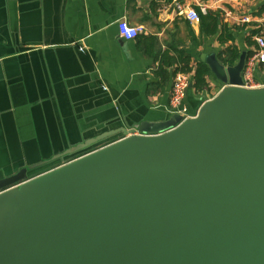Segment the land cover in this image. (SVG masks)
Wrapping results in <instances>:
<instances>
[{
  "label": "water",
  "instance_id": "95a60500",
  "mask_svg": "<svg viewBox=\"0 0 264 264\" xmlns=\"http://www.w3.org/2000/svg\"><path fill=\"white\" fill-rule=\"evenodd\" d=\"M245 59L206 56L223 85L190 117L1 177L0 264H264V85L243 86Z\"/></svg>",
  "mask_w": 264,
  "mask_h": 264
},
{
  "label": "crops",
  "instance_id": "0c3cea01",
  "mask_svg": "<svg viewBox=\"0 0 264 264\" xmlns=\"http://www.w3.org/2000/svg\"><path fill=\"white\" fill-rule=\"evenodd\" d=\"M175 1L0 0V178L107 130L169 118L180 58L194 68L210 54L220 60L227 46L247 57L254 35L264 34L262 2L178 0L218 13V33L225 26L234 36L220 42L177 14ZM121 19L138 26L134 38L120 37ZM255 77L264 83V64L255 65ZM206 82L187 89L191 113L223 85L211 72Z\"/></svg>",
  "mask_w": 264,
  "mask_h": 264
},
{
  "label": "built area",
  "instance_id": "2783aa9c",
  "mask_svg": "<svg viewBox=\"0 0 264 264\" xmlns=\"http://www.w3.org/2000/svg\"><path fill=\"white\" fill-rule=\"evenodd\" d=\"M258 1L264 4V0H250ZM201 12H206L205 5H199ZM175 10L177 14L184 15L187 19L192 22H199V13L196 8L184 4L178 0L174 2ZM264 20V12H263ZM242 22H249L248 16H244L241 19ZM118 32L121 38L125 40H130L134 38L139 32L138 26L130 25L126 20L121 19L117 22ZM255 49L253 53L246 57L244 68L242 71V82L243 86L246 87H258L264 85V83H259L255 77V65L264 64V34L254 35ZM192 81V73L178 71L174 74L168 102V110L173 114L177 113L182 116V118H187L193 115L188 108L184 105V98L186 96L187 89L190 82ZM214 95V94H213ZM210 95L208 98H211ZM205 99V100H206Z\"/></svg>",
  "mask_w": 264,
  "mask_h": 264
},
{
  "label": "trees",
  "instance_id": "16d2710c",
  "mask_svg": "<svg viewBox=\"0 0 264 264\" xmlns=\"http://www.w3.org/2000/svg\"><path fill=\"white\" fill-rule=\"evenodd\" d=\"M261 10H264V4H262ZM218 20L219 14L207 11L206 13L199 12V24L200 28L206 34H217L218 33ZM234 36L229 32L228 28L221 26L220 32L218 33V40L225 42L233 40ZM248 42L250 40L248 39ZM253 51L247 52V57L251 55ZM240 53L236 46H227L222 49L219 53V61L223 64H234L238 59ZM178 71L181 72H192L193 87L196 91L202 90L206 85V76L209 74V68L203 62H198L194 68L189 65V58L182 57L179 59V65L174 70V74Z\"/></svg>",
  "mask_w": 264,
  "mask_h": 264
}]
</instances>
